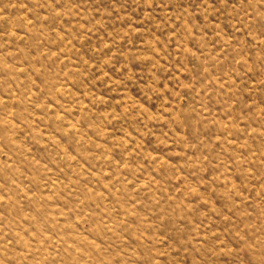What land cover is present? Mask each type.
I'll return each instance as SVG.
<instances>
[{
    "label": "rangeland",
    "instance_id": "374dc122",
    "mask_svg": "<svg viewBox=\"0 0 264 264\" xmlns=\"http://www.w3.org/2000/svg\"><path fill=\"white\" fill-rule=\"evenodd\" d=\"M0 264H264V0H0Z\"/></svg>",
    "mask_w": 264,
    "mask_h": 264
}]
</instances>
